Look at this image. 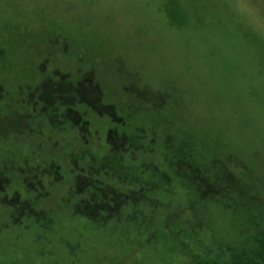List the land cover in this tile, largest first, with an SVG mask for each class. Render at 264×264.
Returning <instances> with one entry per match:
<instances>
[{
  "label": "trees",
  "instance_id": "obj_1",
  "mask_svg": "<svg viewBox=\"0 0 264 264\" xmlns=\"http://www.w3.org/2000/svg\"><path fill=\"white\" fill-rule=\"evenodd\" d=\"M59 72L16 96L0 80V115L21 114L29 124L0 130V237L10 249L0 250V264H68L71 248L97 232L141 243L153 264H264L260 225L218 253V231L199 228L194 217L216 200L213 187L228 213L249 210L254 195L244 185L256 182L249 170L222 162L231 154L215 146L205 149L201 131L173 107H120L94 72L78 79ZM21 236L29 239L22 259L13 251Z\"/></svg>",
  "mask_w": 264,
  "mask_h": 264
},
{
  "label": "rangeland",
  "instance_id": "obj_2",
  "mask_svg": "<svg viewBox=\"0 0 264 264\" xmlns=\"http://www.w3.org/2000/svg\"><path fill=\"white\" fill-rule=\"evenodd\" d=\"M0 34V67L8 70L0 80L11 96L53 71L73 79L94 72L120 107L171 106L201 131L205 149L215 146L231 154L222 162L250 171L257 183L244 185L254 195L249 210L228 213L213 187L207 212H194L199 228L218 231L216 252L264 230V0H0ZM0 121L2 133L29 125L21 114ZM116 235L83 236L68 264H153L141 243ZM5 243L1 236L0 250H10ZM28 247L21 236L13 251L22 259Z\"/></svg>",
  "mask_w": 264,
  "mask_h": 264
}]
</instances>
